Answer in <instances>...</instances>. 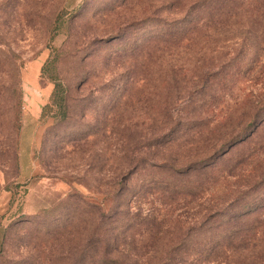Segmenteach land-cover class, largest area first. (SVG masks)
Here are the masks:
<instances>
[{
	"label": "rangeland",
	"instance_id": "1",
	"mask_svg": "<svg viewBox=\"0 0 264 264\" xmlns=\"http://www.w3.org/2000/svg\"><path fill=\"white\" fill-rule=\"evenodd\" d=\"M256 104L224 176L240 158L264 171V0H0V264H92L104 245L137 260L162 219L194 225L203 200L170 203L168 165L197 162Z\"/></svg>",
	"mask_w": 264,
	"mask_h": 264
},
{
	"label": "trees",
	"instance_id": "2",
	"mask_svg": "<svg viewBox=\"0 0 264 264\" xmlns=\"http://www.w3.org/2000/svg\"><path fill=\"white\" fill-rule=\"evenodd\" d=\"M49 66H51L50 63L46 64L42 71L47 72ZM54 97L56 102L61 104L63 96L58 84L54 89ZM256 109L257 104L252 109L254 115L252 114V118H249L251 121L247 126H244L243 122L237 133L224 134L219 140H215L210 146V152L203 155L197 162L188 161L180 166L168 165L170 166L169 179L174 182L181 179L182 183L180 189L173 186L165 190L170 195V203L178 200L180 193L182 195L179 199L184 201L185 208H189L190 204L198 199L203 200L197 212V215L201 214V216L197 221H193L194 225L189 224L194 217L185 213L184 218L178 215L171 220L162 219L156 224V229L152 230L150 240L152 238V243L156 241L154 247L138 252L137 260H127L131 253L125 250L117 255H111L108 253L110 245H104V260L92 262V264H264V217L259 221L251 220L254 215L264 212V195L253 194L260 189L264 191L263 168L245 170L247 159L241 161L242 158L225 176L223 169L219 167L222 163L232 162L229 155L231 150L237 144L247 143V141L249 143L255 132L259 130L260 125L254 123L260 115ZM262 122L264 123V119ZM246 133L248 134L241 138ZM225 146L227 147L224 149ZM253 156L259 158L258 155ZM215 158L214 164L211 163ZM137 161L135 159V162ZM150 167L153 168L152 170L160 168L157 165ZM194 174H199L202 178L197 189H191L187 184L188 179ZM232 176H236L232 179L234 180L233 188H235L233 190L232 183L228 179ZM127 179L123 176L114 185V190L104 197V219L118 215L114 203L118 201L120 192L125 189ZM195 183L198 184V182ZM212 189L219 192L213 193ZM228 192L231 193V199L227 206L219 207L218 197L227 195ZM186 224L189 225H187V231H184ZM258 229H260L259 232H257ZM164 238L167 239V244L157 243ZM120 255L123 260L119 258ZM84 256L85 254L82 253L74 264H80Z\"/></svg>",
	"mask_w": 264,
	"mask_h": 264
},
{
	"label": "crops",
	"instance_id": "3",
	"mask_svg": "<svg viewBox=\"0 0 264 264\" xmlns=\"http://www.w3.org/2000/svg\"><path fill=\"white\" fill-rule=\"evenodd\" d=\"M1 233H2V230L0 229V242H1V237H2Z\"/></svg>",
	"mask_w": 264,
	"mask_h": 264
}]
</instances>
